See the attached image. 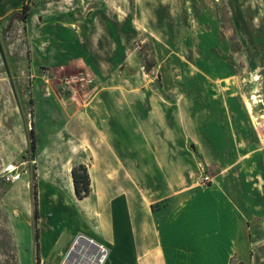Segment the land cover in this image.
<instances>
[{
	"label": "rangeland",
	"instance_id": "374dc122",
	"mask_svg": "<svg viewBox=\"0 0 264 264\" xmlns=\"http://www.w3.org/2000/svg\"><path fill=\"white\" fill-rule=\"evenodd\" d=\"M58 1L61 0H33L25 21L14 17L16 11L0 15V264H37L35 228L41 229V219L40 215L34 216L35 201L39 200L40 191L42 194L50 191L49 176L53 180L58 174L66 178L67 159L71 154L68 149L44 150L42 147L48 132L64 125L71 104L75 105V110H85L86 102L100 88L105 70L102 65L113 56L112 47L120 51V94L145 95L148 101L152 97L156 106L161 104L163 110L156 121L157 127L161 126L169 139L176 138V129L187 131L186 124L192 121V113L197 114L199 110L198 101L207 104L212 93L207 81L217 79L232 83L226 92L232 90L246 101L259 141L264 137V0H141L137 7H120L118 30L107 40L94 37L90 48L83 45L85 40L79 47L72 39L62 42L53 36L51 39L41 37L46 34L42 33L43 26L46 29L48 26L38 21L37 5L52 4L60 10L64 6L66 10L71 7L75 9V17L80 9L84 10L80 8V0H63L65 5ZM48 7L42 14H47ZM92 7L94 4L89 1L88 12ZM90 12L99 15L110 9L98 6L96 12ZM33 14L35 17L31 19ZM88 16L87 30L94 20L93 16ZM128 16L131 20L134 18L135 23H128ZM29 26L35 29L34 37ZM98 26L96 22V28ZM45 42L58 46L59 54H46L42 46ZM108 47L110 52L104 53ZM192 97L196 106L192 105ZM148 105L142 109L137 103L136 110L147 116L151 109ZM197 116L204 119L200 113ZM156 122L153 120L152 124ZM32 126L35 145L31 141ZM119 126L120 133L114 135L116 150L123 155H139V148L144 146L143 134L138 133L129 120L120 119ZM184 141L190 147V140L184 138ZM206 153L219 162L225 157L222 150ZM246 153L229 152L235 158ZM195 158L192 184L202 190L219 186L223 179L221 168L209 163L203 155L197 154ZM199 162L204 164V175ZM10 163L27 170L16 183H7L1 177V170ZM205 175L211 177L208 183L203 182L205 179L200 181ZM65 184L66 180H61L58 185L66 190ZM44 196L48 198L47 194ZM174 199L172 195L160 199L152 203V208L157 210ZM205 216L211 218L212 214ZM186 218L179 227L184 246L181 250L184 254L194 250L205 255L207 248L192 245L189 237L193 230ZM56 221L57 224L64 222L61 218ZM201 224L202 220H198L195 225L201 228ZM161 229L164 230L162 224ZM71 244L72 241L53 248L57 260L53 264H62ZM222 249L226 248L222 246ZM40 258V264H47L46 258ZM221 259V264H226L224 256ZM230 263L245 264L236 257H232Z\"/></svg>",
	"mask_w": 264,
	"mask_h": 264
},
{
	"label": "crops",
	"instance_id": "0c3cea01",
	"mask_svg": "<svg viewBox=\"0 0 264 264\" xmlns=\"http://www.w3.org/2000/svg\"><path fill=\"white\" fill-rule=\"evenodd\" d=\"M24 1L0 0V15L20 10ZM89 1L94 4L90 11L96 12L100 6L109 8L110 12L99 15L88 12ZM140 1L80 0V8L84 10L80 9L78 17L71 7L60 10L59 6L39 4L38 21L48 26L47 29L43 26L42 33L46 34L41 37L53 36L62 42L72 39L79 47L85 40L83 45L90 48L94 37L107 40L118 30L120 7H137ZM45 7H48L47 14H42L46 12ZM88 15L94 17L89 30ZM34 17L33 14L31 19ZM130 21L136 20L128 16L127 22ZM29 29L34 37V27ZM42 46L46 54L57 55L61 50L50 42ZM105 51L109 53V47ZM111 54L110 62L102 65L105 70L100 88L86 102L85 110H75L71 104L64 125L50 130L42 147L44 150L68 149L71 154L67 159L66 178L58 174L53 180L49 176L50 191L43 194L40 191L37 200L41 219L40 257L46 258L47 264H53L57 261L53 248L58 246L63 234L66 244L78 232H83L109 246V264H146L147 261L149 264H221V256L226 264H231L232 257L245 264H264V137L260 142L246 101L232 90L226 92L232 84L229 80L207 81L212 93L207 104L199 100L197 105V114L204 119L200 120L193 112L192 121L186 124L187 131L176 129V138L171 140L161 126L157 127L161 104L156 106L152 97L148 101L145 95L120 94L119 48L112 47ZM193 99L192 105L196 106ZM137 103L142 109L149 103L151 109L147 116L138 113ZM120 119L129 120L143 134L144 146L139 148V155H123L116 150L114 135L120 133ZM184 138L190 140V147ZM213 150L225 152L222 162L206 153ZM229 152L247 153L235 158ZM197 154L221 168L223 179L219 186L202 190L192 184ZM78 163L87 165L92 180V193L84 198L77 197L71 173L73 165ZM61 180H66V190L58 185ZM171 195L174 201L157 210L152 208L153 202ZM157 211L164 230L158 222ZM206 214L212 217L207 218ZM185 217L193 230L189 237L192 245L207 248L205 255L194 250L184 254L181 250L184 246L179 227L183 226ZM57 218L64 222L57 224ZM198 220H202L201 228L195 225Z\"/></svg>",
	"mask_w": 264,
	"mask_h": 264
},
{
	"label": "built area",
	"instance_id": "2783aa9c",
	"mask_svg": "<svg viewBox=\"0 0 264 264\" xmlns=\"http://www.w3.org/2000/svg\"><path fill=\"white\" fill-rule=\"evenodd\" d=\"M35 161L36 160H32V162ZM198 166L200 170L202 169L204 175V164L199 162ZM26 172L27 170L22 169L19 164L10 163L1 170V177L7 183H16L22 179L23 174ZM202 177L203 178L200 177V181L204 179L203 182L205 183H208L209 180L211 181V177L208 175ZM72 250H74L76 254L74 258L76 261L67 262ZM109 253L110 249L107 244L100 241L96 242L91 236L83 232H78L62 260V264H108Z\"/></svg>",
	"mask_w": 264,
	"mask_h": 264
},
{
	"label": "trees",
	"instance_id": "16d2710c",
	"mask_svg": "<svg viewBox=\"0 0 264 264\" xmlns=\"http://www.w3.org/2000/svg\"><path fill=\"white\" fill-rule=\"evenodd\" d=\"M31 3H33V0H25L24 3L22 4L21 9L13 14L14 17L20 18L23 21L27 20L31 10ZM150 67L151 66H148L147 68L150 69ZM31 141L33 145L36 144L34 126H32L31 128ZM71 173H72L74 189L77 197L84 198L89 196L92 193V180L87 165L84 163L75 164L72 167ZM34 196L35 198H37V192L35 190H34ZM34 216L38 217L37 200L35 201V206H34ZM35 239H36V243H35L36 260H37V264H40L41 258H40V242H39L38 228H35Z\"/></svg>",
	"mask_w": 264,
	"mask_h": 264
},
{
	"label": "bare ground",
	"instance_id": "6f19581e",
	"mask_svg": "<svg viewBox=\"0 0 264 264\" xmlns=\"http://www.w3.org/2000/svg\"><path fill=\"white\" fill-rule=\"evenodd\" d=\"M70 170V169H69ZM71 175V174H70ZM68 178H69V176H68ZM70 179V178H69ZM68 179V180H69ZM70 183H72L71 182V180H70ZM93 240L94 241H98L97 239H95V238H93ZM99 242V241H98ZM94 244V243H93ZM76 257V254H75V252H74V250H72V252H71V254H70V257H69V259L67 260V262H72V261H76L74 258Z\"/></svg>",
	"mask_w": 264,
	"mask_h": 264
},
{
	"label": "water",
	"instance_id": "95a60500",
	"mask_svg": "<svg viewBox=\"0 0 264 264\" xmlns=\"http://www.w3.org/2000/svg\"><path fill=\"white\" fill-rule=\"evenodd\" d=\"M64 239H65V234H63L62 238L60 239V241L58 243V247L62 246L64 244Z\"/></svg>",
	"mask_w": 264,
	"mask_h": 264
}]
</instances>
